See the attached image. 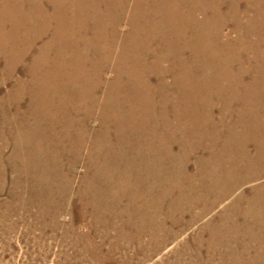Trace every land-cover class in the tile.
Listing matches in <instances>:
<instances>
[{
	"label": "rangeland",
	"instance_id": "1",
	"mask_svg": "<svg viewBox=\"0 0 264 264\" xmlns=\"http://www.w3.org/2000/svg\"><path fill=\"white\" fill-rule=\"evenodd\" d=\"M136 1L141 5L139 10L146 23L132 33L134 37L129 39V46L135 48L131 45L137 44L140 57L136 53L123 56L114 47L115 34L123 30L119 25L125 13L121 4V10L116 8L119 11L108 7L104 12L108 19L114 16V21L109 22L112 26L104 23V15L99 16L101 27L96 20L83 18L78 27L83 33L80 41L84 45L80 48L76 43L70 48L69 52L75 54L73 59L64 55L60 39L62 51L52 54L54 45L51 43L45 48L46 35L51 33L56 17L60 18L56 7L51 6L53 0H0V264H264L262 217H237L240 226L246 225L243 229L205 235L204 230L196 226L215 211V204L209 205L210 209L199 217L198 214L192 217L193 209L182 204L197 182L204 180L203 173L211 165V161L203 157L212 148L206 136L193 141L183 138L176 147L171 143L169 155L148 180L140 179L139 172L132 169L123 170L120 162L111 165L105 158L98 161L91 150L85 151L89 141L94 147L99 143H107L109 147L111 143L112 127L119 122H112L111 115L105 112L106 104L109 109L112 107L114 114L112 102L129 92L128 97L134 98L131 102L139 112L141 90L134 85L129 89L120 85L122 74L148 73L145 78L161 75L160 67L170 61L172 51L181 45L182 38L194 41V47L208 53L201 61L203 69L191 70L194 76L197 73H264V68L260 70L264 43L260 42L262 49L260 45L245 48L255 31L256 35L261 32L264 37V0ZM258 18L260 22L256 23ZM77 19L70 21V27H75ZM113 22L118 25L113 26ZM159 34L163 35L166 50H170L164 53L163 61L145 57L144 52H148L149 42ZM124 38L128 42V38ZM200 38H204L202 46H198ZM211 46L221 49L211 54L207 50ZM182 47L181 51L189 46L183 43ZM248 48L250 62L245 51ZM80 53L83 56L77 59ZM66 57H70V61L63 68L65 63L61 61ZM127 58H131L130 61ZM172 72L174 69L169 67L161 79L165 81V73L172 75ZM172 84L176 85L175 81L172 80ZM152 90L151 101L155 97ZM216 91L215 103L219 102V94L224 96L229 92L218 85ZM232 102L230 98L226 101L227 104ZM147 106L145 104L146 109ZM44 107L48 109L45 111ZM150 108L156 111L154 101ZM256 109L252 117L246 113L248 117L244 120L240 117L225 120L220 132L226 143L219 148L214 162L222 161L226 153H236L239 142L243 143L244 151H249L244 138L254 135L258 125L264 129V101L259 102ZM34 137L39 138L31 140ZM263 163L264 154L253 160V167ZM262 180L263 176L257 175L237 182L226 196L235 191L244 192L249 184ZM128 191H132L130 199ZM186 219L191 220L185 226Z\"/></svg>",
	"mask_w": 264,
	"mask_h": 264
},
{
	"label": "bare ground",
	"instance_id": "2",
	"mask_svg": "<svg viewBox=\"0 0 264 264\" xmlns=\"http://www.w3.org/2000/svg\"><path fill=\"white\" fill-rule=\"evenodd\" d=\"M22 3H24V2H22ZM121 4H123L122 7H121ZM142 5H143V2H142ZM51 6H55L58 13L60 14V18L56 17V19H55L56 21L51 25V27H50L51 33H49V35H46L47 38H46V41L44 42L45 44L47 43L45 45V48L47 45H50V43L54 45V50L52 51V54H54L56 50L62 51V49H65V51L63 50L64 55H69L70 57H73V59H74L75 57L73 55H75V54H71L69 52L70 48L73 47L76 43L79 44L78 47H80V48L84 45L82 43V41H80L82 36H83V33L79 30V27H78L79 23L82 22L83 18L85 19V17H86L91 22L93 19L96 20V23H98V26L101 27L102 24L99 21L100 20L99 16L104 15L106 8L109 7L110 10L119 11V10H121V8H123L124 9L123 11H125L124 17H122V20L119 21L120 22L119 25L121 28L123 27V30L120 28L122 31L115 34V37L113 39L117 42H115L116 45L114 44V47H116L120 53H123L122 54L123 56L124 55L125 56L135 55V53H136V56H139V54H138L140 51L138 48L139 46L137 44L131 45V46H134L135 48H130V46H129V43H130L129 39L131 40L132 37H134L132 35V33L135 30H138V26L144 25L146 23L144 21V19L142 18L143 17L141 15L142 12L139 10L141 8V5L138 4V1H136V0H119V1L118 0H53V4ZM117 7L119 8V10L116 9ZM97 11H101L100 14L97 13ZM151 11H152V9H151ZM63 12H65V14H62ZM236 12H238V11H236ZM246 12L248 13V11H246ZM41 13L42 12L40 11V15L44 19L45 17ZM161 14H162V12H161ZM62 16H66L69 18L64 19V18H62ZM104 16L106 19V21L104 23L107 22V24H108L109 22L114 21V16L109 18V19L107 18L108 15H104ZM104 16H103V20H105ZM76 17L78 19H77V22L75 24V27L74 28L70 27V24H71L70 21L75 19ZM241 19H242V17H241ZM174 22L177 25V22L176 21H174ZM258 22H260V18L256 19V23H258ZM117 23L114 24V22H113V24H114L113 26L118 25ZM109 24H111V23H109ZM111 26H112V24H111ZM230 27H231V25H230ZM258 28H260V27H258ZM117 31H119V30H117ZM243 31H245V30H243ZM256 32L257 31H255L252 34L253 38H250L251 39V41L249 42L250 44H247L245 48L250 47V49H251L252 47H255V45H260V47H261L260 49L263 48V45H261V43H264V37L261 34V32L257 35H256ZM70 33H71V36H70ZM111 33H112V31H111ZM176 34L180 35V32H177ZM124 37L128 38V42H127V39ZM162 37H163V35L159 34L158 36H156L155 39H153L152 41L150 40L151 42H149V43H151V45H148L146 47L148 52L144 51L146 54L145 57H152L153 59L160 60V61L165 60L163 55H164V53H169L167 51H170V50L168 48L166 50L165 46L162 44V42H163ZM184 38L187 39L186 37H184ZM59 39L62 42V49H61L60 44H59ZM203 39L204 38H200V40H197L198 46L204 45ZM106 40H107V38H106ZM138 40H139V38H138ZM131 43H133V42L131 41ZM183 43L188 44L189 47L187 49L181 51V49L183 48L182 47ZM193 43H194V41L190 42V41H188V39L185 41L182 38L181 43H180L181 45L178 44L179 46L177 47L176 51L175 52L172 51V53H174V54L170 55L171 56L170 61L169 62L167 61L168 63L164 67H160L161 71H162L161 75H163V72L165 70H167L169 67L174 69V72H172V75H170V73H165V75L167 76V78H165V81H163L161 79V75H159V73H157V75H155L153 77H147V78H145L144 76H145V74H148V73H124V74H122L123 80L121 82L119 81L120 85L124 84V88H126V89H129V88H131L130 86L134 85L137 88H140V90H141L140 93L138 94L140 99L142 98L139 112L136 110V108H135L136 105L134 104V102H131L134 98L128 97L129 92H127L126 96L119 97V98L115 99L116 102H112V104H114L113 106L115 107V113L114 114L111 112L112 107L109 109L108 108L109 104L108 105L104 104L105 105L104 106L105 112L109 113L111 115L112 122H114V123L119 122L118 125H116V126L113 125V127H112L111 135H113V136H112L111 143H110L111 146L109 145V147H108L107 143H102V144L99 143L97 145V147H94L93 145L91 146L90 141H89V144L87 145V147L85 146V151H86V149L91 150L93 157H95L96 159L99 158L98 161H102L105 158V159L109 160V163L111 165L114 164L115 162H118V163L120 162L119 164L121 165L123 170L132 169V170L136 171L137 173L139 172V174H140L139 178L140 179L145 178L148 180L149 177L153 174V172H155V169L159 170L160 162H162V160L165 159L169 155V153H170L169 147H170L171 143H175L174 147H176L178 145V143L183 138L186 140H189V141H193L198 137H205L206 136L208 138V144L210 143V146L212 148L210 149V151L207 154H204L203 157L206 159L208 158L209 159L208 161H211V165L209 164L207 169H205V171L203 173L204 180H202L200 178L201 181L197 182L196 187L191 189L189 194L187 193L188 195L185 198V200L182 201V204H185V207H189V208L193 209L192 217H194L196 214H198V217L201 216L202 214H205L210 209L209 205L215 204V211L211 212V210H210V212L212 214L210 216H205V218L199 222L198 226H196L199 229L204 230L205 235L208 233L228 232L229 230H236V228L243 229V227L246 225L240 226V224L237 223V220H236L237 217L242 216V217L249 219L248 217H250V216L251 217L252 216L259 217L260 216V217H262V220L264 219V165H256L255 168L253 167V160L261 158L262 155L264 154V129H263V126L260 127V125H258L256 128L257 130L255 131V134L252 135L251 137H248L249 134L245 136L244 141L247 145H249V151L248 152L243 150V147L241 145L243 143L239 142L238 144L240 147H237L236 153L231 154V155L229 153L228 154L226 153L227 156H225L222 159V161H220V162H214V159L217 156V152H218L219 148L224 146V144L226 143V141H224V138H223L224 135L221 134V132H220L221 128H223V126H224L225 120L227 118H230V117L232 119L240 117V118H242V120L246 119L248 117V115H250L252 117V115H253L252 113L254 112V108L256 109V105H258L259 102L264 101L263 100L264 99V73H211V74L197 73L194 76L195 73H190L191 70H194V69L197 70V67H199V69H201V68L203 69V67H201V65H202L201 61L204 57H208V53H206L205 51H202V50H198L197 47H194ZM161 44L163 45L164 50L162 49ZM175 44H177V43L174 42L172 44V46L175 47ZM93 45H94V43H93ZM165 45H167V47H169L168 44L165 43ZM215 49H221V47L211 46L210 48H207L208 51H211V54H213V51ZM40 50H41V48H40ZM245 51H246V54H248L246 56L249 57L248 61L249 62L252 61L251 56H249V53H248L249 48L245 49ZM34 53H36V52L34 51ZM107 53H109V52H107ZM50 54H51V52H50ZM114 55L117 56L118 52L116 51V53ZM81 56H83L82 53H80L78 55L77 59H79ZM70 57H66L65 61L64 60L61 61V62L65 63L64 65L62 64L63 68H66V63H68L70 61L69 60ZM54 58H57V57L54 56ZM52 59H53V57H52ZM130 59L131 58H129L128 60L130 61ZM38 62H40V61H38ZM54 63H56V62H54ZM241 63H243V62H241ZM261 63L262 64L260 66V70H263V68H264V57L261 59ZM57 66H58V64H57ZM135 67H136V65H135ZM224 67L225 66H223L222 69H224ZM143 68H145V67H143ZM145 71H147L146 68H145ZM159 71H160V69H159ZM149 74H151V73H149ZM130 76L131 77L133 76L134 79H129ZM149 78H150V80H148ZM189 78H191L192 81L189 80ZM172 80L175 81L176 85L172 84ZM217 85H218V87H224V90L229 91V92L227 95L225 94L224 96L219 94L218 95V97H220L219 102L215 103L214 97H215L216 92H217L216 91ZM150 89H153L155 91L154 92L155 97L152 101L150 100V95H149ZM112 90H114V89H112ZM230 91L233 94H231ZM114 93H116V92L114 91ZM228 98L233 99V102L231 104L226 103ZM153 101L156 104V108H155L156 111L155 110L153 111L150 108V105H152ZM145 104L148 105L147 109L145 108ZM46 108L47 107H44L43 109L46 111L48 109V108L47 109ZM37 111L40 112V110H37ZM42 112L43 111H41V113ZM104 117H106V116H104ZM221 122H223V123H221ZM16 124H18V122ZM225 124H226V122H225ZM243 126L244 125H242L240 127L242 132L245 130ZM16 127H18V126H16ZM232 128H233V126H232ZM229 129H230V127H229ZM132 130H135V131L133 132ZM222 131H223V133H227L226 129H222ZM13 132L16 135V128L14 129ZM124 134L126 135V137H120V136H125ZM17 135H18V133H17ZM35 135L37 136L38 134L35 133ZM149 135L152 138H150ZM23 138H25V137H23ZM38 138L39 137H37V138L34 137L31 140H35ZM122 140H125V141H122ZM214 141H216V143H213ZM83 142H84V140H83ZM47 144H48V142H47ZM82 144H84V143H82ZM179 145H181V144H179ZM81 146H83V145H81ZM111 148H114V149L110 150ZM33 150H35V149H33ZM55 151H56V149H55ZM78 151H79V148H78ZM78 151H76V152H78ZM30 152H32V151H30ZM156 152H159L160 156L157 157L156 155H158L159 153L156 154ZM22 153H24V152H22ZM79 155H81V154H79ZM27 159H28V157H27ZM83 161H85V160L83 159ZM24 162H26V161H24ZM248 164H250V165L247 166ZM69 168H71V167H69ZM89 175H91V174H89ZM257 175L263 176V180L261 182L256 183V184H249L244 192L235 191L234 193L232 192L233 194H231L230 196H226L228 194L229 190L231 188H233L237 182L245 181V180H251V179L255 178V176H257ZM131 185H133V184H131ZM141 187H143V185ZM25 189H24V191H25ZM82 191H84V190H82ZM148 191H150V190H148ZM127 195L129 196V198L127 197L128 199L132 198V196H133L132 191L129 192ZM92 199H93V197H92ZM115 214L116 213H114V215ZM190 220L191 219H186L185 226L188 224V222ZM248 222L249 221H247V223ZM258 228H260V227H258ZM256 229H257V227H256ZM250 233H251V231H250ZM263 233H264V231H263ZM244 234H246V233H244ZM256 234H257V232H256ZM146 240H149V239H146ZM158 240H160V239H158ZM262 248H264V247H262Z\"/></svg>",
	"mask_w": 264,
	"mask_h": 264
}]
</instances>
